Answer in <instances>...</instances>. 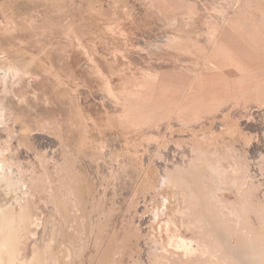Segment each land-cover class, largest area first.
Returning <instances> with one entry per match:
<instances>
[{
  "label": "rangeland",
  "instance_id": "1",
  "mask_svg": "<svg viewBox=\"0 0 264 264\" xmlns=\"http://www.w3.org/2000/svg\"><path fill=\"white\" fill-rule=\"evenodd\" d=\"M0 264H264V0H0Z\"/></svg>",
  "mask_w": 264,
  "mask_h": 264
}]
</instances>
